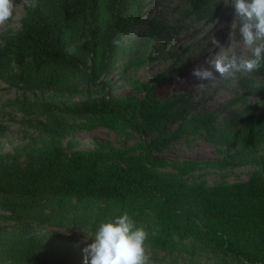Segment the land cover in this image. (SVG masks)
Wrapping results in <instances>:
<instances>
[{
	"label": "trees",
	"instance_id": "trees-1",
	"mask_svg": "<svg viewBox=\"0 0 264 264\" xmlns=\"http://www.w3.org/2000/svg\"><path fill=\"white\" fill-rule=\"evenodd\" d=\"M28 1L20 28L0 33V82L16 91L0 105V264H84L91 242L65 229L92 240L124 211L149 233L148 264H264V110L238 122L197 111L192 97H159L160 78H132L175 29L164 12L149 15L155 0ZM212 2L190 0L189 10L212 20L220 9ZM190 49L167 54L175 67L167 74ZM115 74L131 94L115 93ZM238 87L232 103L256 95L264 105V66L240 74ZM11 121L20 142L5 151ZM95 128L121 146L78 148L75 134ZM197 135L224 156L155 153ZM247 164L257 166L247 180L211 184L197 174Z\"/></svg>",
	"mask_w": 264,
	"mask_h": 264
},
{
	"label": "rangeland",
	"instance_id": "rangeland-1",
	"mask_svg": "<svg viewBox=\"0 0 264 264\" xmlns=\"http://www.w3.org/2000/svg\"><path fill=\"white\" fill-rule=\"evenodd\" d=\"M155 1L147 8L149 15L164 12L166 16L172 17L171 22L175 29L171 36L168 37L166 45L159 46L155 51L154 54L157 57L151 63L138 69L132 78L138 77L144 82H153L152 80L160 78L156 87V94L159 97L166 98L175 93L185 98L192 97L197 111L216 112L221 114V116L235 118L238 122L244 119L245 110H249L252 113L264 110V105L256 95H251L247 104H243L240 101L231 102L234 98H238L244 93V89L238 87L240 74H237L235 79L218 80L214 83L210 81L201 82L192 75L195 67L203 64L208 56L219 51V48H215L212 44L214 36L225 47L230 46L232 43L230 34L232 33L231 24L234 20V8L231 5L225 6L224 0H212L211 4H220V9L211 20L210 12L192 14L189 10L190 0ZM30 4L28 0L15 1L14 15L4 25H0V33L7 29H19L21 25L20 19L25 12V6ZM240 38L239 29L237 28L236 33H233V46L238 50H243L245 55H251L248 50L243 49V45L239 42ZM188 45L191 46L190 51L183 59L178 60L180 69L178 73L167 74L170 69H175L173 58H169L167 54L175 50L182 51ZM165 72L166 75L161 77V74ZM114 80L117 83L116 94L129 95L132 93L130 85L121 80L118 74L114 75ZM201 83L205 85L203 89L200 88ZM6 88L7 85L0 82V105L16 93L14 89L8 90ZM9 124L11 131L2 139V147L5 151L12 150L20 142L17 130L18 123L11 121ZM74 137L80 142L78 148L84 150L95 147L98 140H108L117 146L122 144L121 140L106 128L82 130L77 132ZM148 138L146 136V139ZM155 153L169 161L221 159L225 154L220 151L217 145L207 141L203 135L175 140ZM259 154H264V146L261 147ZM256 168L255 164L228 167L226 169L207 168L197 172V174L203 173L202 177L211 184L222 181L237 182L247 180ZM65 233L72 235L76 240L92 242L90 236L86 235L82 230L69 228L65 229ZM161 254L159 253V255Z\"/></svg>",
	"mask_w": 264,
	"mask_h": 264
},
{
	"label": "clouds",
	"instance_id": "clouds-1",
	"mask_svg": "<svg viewBox=\"0 0 264 264\" xmlns=\"http://www.w3.org/2000/svg\"><path fill=\"white\" fill-rule=\"evenodd\" d=\"M224 4L234 8L232 43L225 47L215 36L212 38V44L219 51L192 71L201 82L235 79L237 74L252 73L264 66V0H224ZM15 7V0H0V25L13 17ZM237 28L239 42L251 55L233 46V33ZM204 87L201 83L200 88ZM148 236L146 228L138 226L128 211L110 216L100 223L92 242L84 249V264H148Z\"/></svg>",
	"mask_w": 264,
	"mask_h": 264
}]
</instances>
